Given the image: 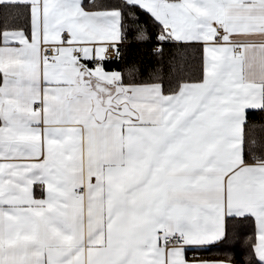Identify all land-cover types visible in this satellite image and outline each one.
I'll return each mask as SVG.
<instances>
[{
  "label": "snow or ice",
  "instance_id": "obj_1",
  "mask_svg": "<svg viewBox=\"0 0 264 264\" xmlns=\"http://www.w3.org/2000/svg\"><path fill=\"white\" fill-rule=\"evenodd\" d=\"M239 225L264 264V0H0V264H241L198 251Z\"/></svg>",
  "mask_w": 264,
  "mask_h": 264
},
{
  "label": "trees",
  "instance_id": "obj_2",
  "mask_svg": "<svg viewBox=\"0 0 264 264\" xmlns=\"http://www.w3.org/2000/svg\"><path fill=\"white\" fill-rule=\"evenodd\" d=\"M102 2L103 0H97V3ZM153 47L154 44L152 42H139L135 39H130L125 49L124 59L119 62V67L127 71L135 65L139 68L140 73H144L145 69L153 64L156 59L152 53ZM255 119L258 122L261 121V114L256 113ZM248 234H250L249 230L245 226L239 225L236 230L235 238L230 239L219 246H209L207 249L198 250L199 254L205 258H224L229 256L242 264L247 253L244 238ZM191 255L192 253H189V256Z\"/></svg>",
  "mask_w": 264,
  "mask_h": 264
}]
</instances>
